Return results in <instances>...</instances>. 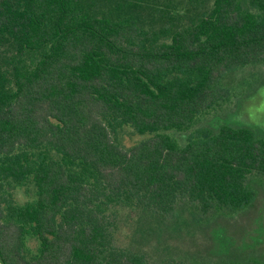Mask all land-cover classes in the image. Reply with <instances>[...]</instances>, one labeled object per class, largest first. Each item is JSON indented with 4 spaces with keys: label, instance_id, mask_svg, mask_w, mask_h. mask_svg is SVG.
Returning a JSON list of instances; mask_svg holds the SVG:
<instances>
[{
    "label": "trees",
    "instance_id": "1",
    "mask_svg": "<svg viewBox=\"0 0 264 264\" xmlns=\"http://www.w3.org/2000/svg\"><path fill=\"white\" fill-rule=\"evenodd\" d=\"M197 1L0 0V264H261L165 240L264 187V132L217 115L260 81L264 0Z\"/></svg>",
    "mask_w": 264,
    "mask_h": 264
},
{
    "label": "rangeland",
    "instance_id": "2",
    "mask_svg": "<svg viewBox=\"0 0 264 264\" xmlns=\"http://www.w3.org/2000/svg\"><path fill=\"white\" fill-rule=\"evenodd\" d=\"M203 0H198L200 2ZM257 71L247 70L246 75ZM258 78L264 79V69H261ZM259 82L248 78L251 85L241 87L234 84L236 92L233 93L231 103L219 109L218 117L221 122L235 126H248L264 132V80ZM257 79V78H255ZM211 120H204L202 125H212ZM129 142L128 144H130ZM259 199L247 210L218 221L216 225L205 230L184 231L180 238L165 239L172 251L186 255V257L218 260L241 261L254 260L264 264V187ZM20 202L27 200L23 192L17 193ZM125 222L120 239L127 240L129 226L134 224V216L123 213ZM164 240V241H165ZM126 242V241H125ZM159 241L153 240L148 248L154 250L160 246ZM35 247V243H30ZM243 261V260H242Z\"/></svg>",
    "mask_w": 264,
    "mask_h": 264
}]
</instances>
